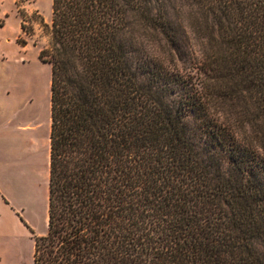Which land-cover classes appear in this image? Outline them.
<instances>
[{
	"label": "trees",
	"instance_id": "trees-1",
	"mask_svg": "<svg viewBox=\"0 0 264 264\" xmlns=\"http://www.w3.org/2000/svg\"><path fill=\"white\" fill-rule=\"evenodd\" d=\"M48 30L33 264H264V0H52Z\"/></svg>",
	"mask_w": 264,
	"mask_h": 264
},
{
	"label": "rangeland",
	"instance_id": "rangeland-1",
	"mask_svg": "<svg viewBox=\"0 0 264 264\" xmlns=\"http://www.w3.org/2000/svg\"><path fill=\"white\" fill-rule=\"evenodd\" d=\"M52 0H0V18L5 22L0 38L6 40L4 51L9 55V78L5 93L9 96L8 127L14 133L19 126H35L36 131L20 134V141L28 147L35 140L41 172H46L47 130L50 111L51 65L39 57L49 48V26ZM8 69L6 68V74ZM34 145V144H33ZM45 208L34 218L33 232L45 233ZM44 235V234H43Z\"/></svg>",
	"mask_w": 264,
	"mask_h": 264
},
{
	"label": "crops",
	"instance_id": "crops-1",
	"mask_svg": "<svg viewBox=\"0 0 264 264\" xmlns=\"http://www.w3.org/2000/svg\"><path fill=\"white\" fill-rule=\"evenodd\" d=\"M5 22L0 18V32ZM0 38V264H33L34 237L45 233L33 232L36 213L45 208L48 218L50 111L46 149V172H41L36 149L39 141L28 148L20 134L35 132V126H19L17 114L14 133L8 127L9 96L5 93L9 78V55ZM6 68L8 72L6 74ZM34 144V145H33Z\"/></svg>",
	"mask_w": 264,
	"mask_h": 264
}]
</instances>
